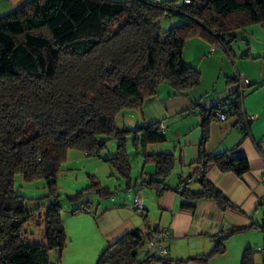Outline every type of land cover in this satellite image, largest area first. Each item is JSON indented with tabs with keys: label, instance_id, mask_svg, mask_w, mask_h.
I'll use <instances>...</instances> for the list:
<instances>
[{
	"label": "trees",
	"instance_id": "16d2710c",
	"mask_svg": "<svg viewBox=\"0 0 264 264\" xmlns=\"http://www.w3.org/2000/svg\"><path fill=\"white\" fill-rule=\"evenodd\" d=\"M169 17L178 23L162 29L160 19ZM251 24L264 28V0H27L0 15V264H49L51 250L58 252L59 264L66 246L60 204L54 200L27 211V198L16 190L14 179L17 174L25 181L44 179L49 196L56 198V176L71 148L98 156L108 141H115L114 153L104 161L126 189H149L157 195L173 191L193 202L212 200L221 211L234 208L205 172L195 176L208 164L237 176L250 168L245 156L205 152L208 124L216 118L213 109L201 120L199 167L176 187L167 183L173 156L146 150L165 141L162 125L118 126L117 117L141 108L162 83L174 93L199 85L200 71L182 57L190 36L229 52L232 32ZM243 92L237 90L225 104L228 116L236 115L246 134L250 120L241 113ZM129 144L143 166L153 165L152 172L142 169L134 181ZM94 178L90 176L88 187L109 197V189ZM191 182L196 189L189 188ZM134 210L147 220L143 208ZM29 223L38 236L27 231ZM260 229L264 235L263 223ZM242 230L231 228L214 240L209 252L183 260L151 252L152 231L160 230L137 227L108 243L95 264L205 263L224 252L227 237ZM240 264H257L255 250L245 248Z\"/></svg>",
	"mask_w": 264,
	"mask_h": 264
},
{
	"label": "crops",
	"instance_id": "0c3cea01",
	"mask_svg": "<svg viewBox=\"0 0 264 264\" xmlns=\"http://www.w3.org/2000/svg\"><path fill=\"white\" fill-rule=\"evenodd\" d=\"M26 1L0 0V12L11 11ZM203 48H206L205 42ZM230 51H233L231 44ZM182 57L199 71L207 58L205 53H201L200 63L195 64L186 59L184 54ZM257 57L256 54L242 52L240 58L249 61ZM256 67L260 71L263 65L258 63ZM259 71L256 72V68L255 71H244L245 79L249 80L251 86L243 92L241 113L255 116L246 134L236 115H230L225 120L213 118L209 121L208 138L204 144L207 154L229 151L233 157L245 156L250 163L249 170L241 176L221 172L214 164L206 166L205 176L229 199L234 208L221 211L212 200L193 202L173 191L157 195L153 190L135 187L131 190L133 199L140 195L147 220H143L138 210L129 207L133 199L107 201L104 205L98 204L94 210L87 206L90 211L76 214L77 231L90 236L85 242L86 254H69L67 257L73 256L68 258L69 263L66 264H93L108 243L137 227L168 230L169 237L163 241L167 257L183 260L206 254L218 236L231 228L241 227L242 231L227 237L223 253L215 254L205 263L189 261L185 264H240L243 250L247 247L255 250L256 263L264 264V256L258 251L259 247H264V236L260 229L264 218V183L261 182L264 173V76L259 77ZM230 73L225 71L226 80L221 81L220 86L212 85L211 90H197V85L186 92L174 93L167 83H162L156 94L143 103L135 123L158 122L164 128L165 141L150 144L146 150L149 154L173 156V169L167 178L170 186H179L181 177L192 175L199 167L203 115L218 103L233 98L240 85L230 81L236 76V73ZM237 73L239 76V69ZM142 169L152 172L153 165L147 163L143 166L142 162ZM188 186L197 188L193 182ZM183 204L192 205L193 209ZM148 264L161 263L152 261Z\"/></svg>",
	"mask_w": 264,
	"mask_h": 264
},
{
	"label": "rangeland",
	"instance_id": "374dc122",
	"mask_svg": "<svg viewBox=\"0 0 264 264\" xmlns=\"http://www.w3.org/2000/svg\"><path fill=\"white\" fill-rule=\"evenodd\" d=\"M5 13L8 12H0V15ZM177 23L178 19L176 17L160 19L162 29H167ZM232 35L234 37L230 44L233 51L229 53L224 51L220 46L211 45L208 41V45H206V40L197 35L190 36L185 42L182 55L184 54L186 59H190L195 64H198L200 63L201 53H205L207 57L200 65L201 83L198 85L197 90H211L212 85L217 84L218 86L219 83L221 85V81L226 80L224 77L225 71L231 72L230 74L236 73V76H238L239 72L237 73V70L239 69V83H242L246 78L244 71H255V68L256 72L259 71L256 67L258 63L263 65L258 72V76L263 77L261 73L264 72V28L260 24H251L233 31ZM204 42L206 48H203ZM212 47L215 48V53L211 51ZM242 52H250L251 54L258 55V57L246 61L240 58ZM218 75H220L219 79L217 78ZM140 110L141 108L124 110L117 117V125L132 126L139 119L141 114ZM114 151L115 141L112 140L107 142L106 147L101 150L98 156H88L78 149H69L56 176L57 197L54 199L49 196L47 184L44 179L25 181L20 174L15 176L14 184L16 190L27 198L25 203L27 211L32 212L37 207L43 208L50 201L54 200H57L60 204L66 246L62 251L59 264L69 263L68 258L73 256L67 257L69 254H86L85 245L90 236L89 234L78 232L76 229V220H78L76 219V214L83 212L80 211L82 207L88 206L94 210L98 204L104 205L107 201L117 202V200L133 199L132 189H126L125 181L104 161ZM129 151L131 153V177L134 181L140 174L143 161L134 154L130 144ZM90 176H94V179L98 180L102 186H106L111 195L104 198L99 197L93 188H89L88 186L91 184ZM26 229L28 232H34L33 236H38L39 230L37 231L34 225L29 223ZM58 256L56 250H51L49 252V264H57Z\"/></svg>",
	"mask_w": 264,
	"mask_h": 264
},
{
	"label": "built area",
	"instance_id": "2783aa9c",
	"mask_svg": "<svg viewBox=\"0 0 264 264\" xmlns=\"http://www.w3.org/2000/svg\"><path fill=\"white\" fill-rule=\"evenodd\" d=\"M155 2H159L160 0H154ZM184 4H189L191 0H181ZM215 50V48H211V51L213 52ZM263 73H261V75H263ZM249 80L244 79V81L242 83H240L238 90L240 92H243L245 90V88L248 86L249 84ZM228 107L225 104V101H222L220 103H218L214 109H213V115L220 120H225L229 113H228ZM255 118L254 115H249L245 117L246 120H253ZM205 172L203 167H199L197 173H196V178H200L203 173ZM184 181H189V178L185 177L183 179ZM261 182L264 183V173L261 176ZM130 208L132 209H142L143 208V203L141 200L140 195H137L135 197V199L132 201V203L130 204ZM87 209V208H86ZM88 210V209H87ZM264 224V218L261 222V224ZM264 230V229H263ZM170 232L168 230H160V231H152L151 234V239L148 242L149 247L157 252L159 255L165 256L167 255V250L166 248L163 246V241L165 239H167L169 237ZM258 251L262 253V255L264 256V247H259Z\"/></svg>",
	"mask_w": 264,
	"mask_h": 264
},
{
	"label": "water",
	"instance_id": "95a60500",
	"mask_svg": "<svg viewBox=\"0 0 264 264\" xmlns=\"http://www.w3.org/2000/svg\"><path fill=\"white\" fill-rule=\"evenodd\" d=\"M156 32L158 33L159 31L157 30Z\"/></svg>",
	"mask_w": 264,
	"mask_h": 264
}]
</instances>
